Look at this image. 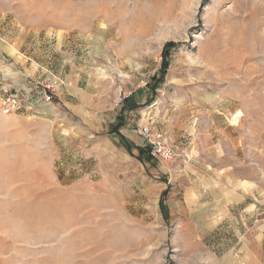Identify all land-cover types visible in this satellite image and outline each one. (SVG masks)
Masks as SVG:
<instances>
[{
	"label": "rangeland",
	"instance_id": "rangeland-1",
	"mask_svg": "<svg viewBox=\"0 0 264 264\" xmlns=\"http://www.w3.org/2000/svg\"><path fill=\"white\" fill-rule=\"evenodd\" d=\"M0 264H264V0H0Z\"/></svg>",
	"mask_w": 264,
	"mask_h": 264
},
{
	"label": "built area",
	"instance_id": "built-area-1",
	"mask_svg": "<svg viewBox=\"0 0 264 264\" xmlns=\"http://www.w3.org/2000/svg\"><path fill=\"white\" fill-rule=\"evenodd\" d=\"M27 88L37 92L45 104H51L54 102L59 85L51 79H33L27 83ZM23 104L24 98L21 92L8 93L2 100V112L7 116L12 115L17 113ZM138 128L140 134L148 141V145L150 144V156L153 159L170 161L176 157V152L166 140L165 135L145 124H139Z\"/></svg>",
	"mask_w": 264,
	"mask_h": 264
},
{
	"label": "trees",
	"instance_id": "trees-1",
	"mask_svg": "<svg viewBox=\"0 0 264 264\" xmlns=\"http://www.w3.org/2000/svg\"><path fill=\"white\" fill-rule=\"evenodd\" d=\"M174 46H175V45H173V44H167V45H166V51H168L170 48H172V47H174ZM165 66H168V65H166V63H165ZM165 68H166V67H165ZM122 118H123V117H121V120H122ZM122 124H123V123H121V125L114 126L113 129H112V133H119V130H120ZM148 158L150 159V155H149V153H148ZM150 160H151V159H150Z\"/></svg>",
	"mask_w": 264,
	"mask_h": 264
}]
</instances>
